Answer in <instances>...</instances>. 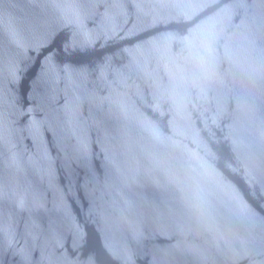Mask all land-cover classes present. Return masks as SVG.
<instances>
[{
    "label": "water",
    "instance_id": "1",
    "mask_svg": "<svg viewBox=\"0 0 264 264\" xmlns=\"http://www.w3.org/2000/svg\"><path fill=\"white\" fill-rule=\"evenodd\" d=\"M0 264H264V0H0Z\"/></svg>",
    "mask_w": 264,
    "mask_h": 264
}]
</instances>
